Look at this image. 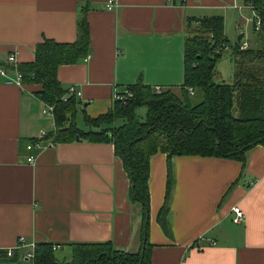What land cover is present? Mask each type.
Segmentation results:
<instances>
[{
	"label": "crops",
	"instance_id": "crops-1",
	"mask_svg": "<svg viewBox=\"0 0 264 264\" xmlns=\"http://www.w3.org/2000/svg\"><path fill=\"white\" fill-rule=\"evenodd\" d=\"M112 1L106 9L108 0H0V64L10 55L17 65L32 62L33 49L43 40L72 43L83 14L88 54L59 66L56 78L65 90L80 93L73 95L78 111L94 119L111 109L115 93L134 84L178 92L187 19L222 17L225 40L228 31L249 22L241 0ZM39 90L35 84L5 83L0 76V250L23 237L69 253L70 243L102 242L135 251L140 215L129 201V180L111 144L79 138L54 143L50 135L51 146L42 140V149L26 150L39 133L55 130L35 96ZM30 153L34 165L26 163ZM170 163L166 236L156 223L166 158L157 152L148 160L150 264H264V146L247 150L241 162L176 156ZM234 206L243 213L239 224L231 220ZM0 264L9 262L0 258Z\"/></svg>",
	"mask_w": 264,
	"mask_h": 264
},
{
	"label": "trees",
	"instance_id": "trees-1",
	"mask_svg": "<svg viewBox=\"0 0 264 264\" xmlns=\"http://www.w3.org/2000/svg\"><path fill=\"white\" fill-rule=\"evenodd\" d=\"M261 20L259 31L252 29V47L244 51L232 48L231 83L213 82V71L221 54L214 50L227 41L223 38L220 16L189 18L183 41V79L178 92L154 89L142 84L127 88L132 97L127 102H113L105 114L91 119L82 116L87 130H79L73 117L79 102L66 96L57 81V68L72 65L88 54L89 38L85 17L76 24L72 43L43 40L33 49L30 63L16 64L23 84H35L40 90L36 98L52 107L55 130L54 143L75 140L108 143L120 159L129 180L128 198L140 215L139 246L135 251L116 250L109 242L70 243L67 261L54 258L52 244L38 243L34 249V264H150L151 245L147 240L149 194L147 189L148 160L159 152L166 158V181L162 204L156 223L169 236L166 215L172 187L170 159L176 156L214 157L243 161L247 150L264 146V0H253ZM7 72L11 65H1ZM188 89L198 92V102L189 100ZM145 108L139 120L135 111ZM116 121L120 125L114 126ZM145 238L142 248V238Z\"/></svg>",
	"mask_w": 264,
	"mask_h": 264
},
{
	"label": "built area",
	"instance_id": "built-area-1",
	"mask_svg": "<svg viewBox=\"0 0 264 264\" xmlns=\"http://www.w3.org/2000/svg\"><path fill=\"white\" fill-rule=\"evenodd\" d=\"M244 4H245L244 7L246 6L247 8L251 9L252 16L248 21H250L252 23L253 31L254 32L259 31V29L261 27V20L257 14L256 9L253 6V0H244ZM112 6H113V1L108 0V2L106 4V9H110ZM226 48H227V46L225 44H223L220 47L216 48L214 50V52L216 54H218L219 51L224 50ZM247 48H248V45L245 42H242L241 44L238 45V50H240V51H244ZM6 62H7V64L12 66V72L9 73L4 69H0V76L4 78L5 83L17 85L20 87L22 85L21 76H20V73H18V71L16 70V64H15V60H14L13 55L7 56ZM160 92H161V90L159 88H154V93L158 94ZM187 92L190 96L193 94L192 89H188ZM69 95H74L76 97H79L80 93L75 91V89L73 87H69L67 89V94L65 97L62 98V101L64 102L66 97ZM131 97H132V94L129 91H125V93H123V94H116L115 93L113 95V102H119V103L124 104ZM42 113L45 116L52 117V107L45 105ZM42 140H47L46 146L52 145V137H49V135L45 132H41V133H39L38 140L36 142L27 144L26 150L29 152L39 150L42 147L41 146ZM35 161H36V157L33 155V153H30L26 157V163H28L29 165H34ZM231 213L233 214V217L231 220L234 224H239L243 221V213L241 212L239 207H237V206L232 207ZM23 248L25 250L23 252L19 253V250H22ZM34 249H35V243L26 242L23 237H19L17 239V243L14 247L5 248V249L0 250V258L7 260L9 262V264H34V262H33V260H34ZM58 249H59V246H57V245L51 246L52 251H56ZM18 255H20V257H21L20 263H18V261L14 260L15 257H17Z\"/></svg>",
	"mask_w": 264,
	"mask_h": 264
},
{
	"label": "rangeland",
	"instance_id": "rangeland-1",
	"mask_svg": "<svg viewBox=\"0 0 264 264\" xmlns=\"http://www.w3.org/2000/svg\"><path fill=\"white\" fill-rule=\"evenodd\" d=\"M244 1V0H241ZM244 5L242 6V11H243V16L246 19H250L252 16L251 13V9L247 8ZM252 28L253 25L252 23L249 21L248 23H246L244 26L241 27V29L234 31V30H230L227 33V48L222 50V54L220 55V58L216 61L215 66H214V71H213V82L215 83H225V84H229L231 83V79H232V72H233V63H232V48L235 46L236 44V39L239 35H243V38L241 39L240 43L245 42L248 45V49L251 48L252 45ZM200 98V95L198 92H194L191 96H189V100L192 103H196L198 102ZM144 113H145V108L144 107H140L135 111V114L137 116V118L139 120H142L144 117ZM73 122L74 125L77 129L79 130H87L86 127L84 126L83 123V119H82V114L77 110L76 113L74 114L73 117ZM121 121H116L114 123V126L120 125ZM133 210H135V208H138L136 205L133 206ZM138 212V209H137ZM69 256L70 253L67 250V248L62 247L60 250H57L54 252V258H56V260L59 261H67L69 260Z\"/></svg>",
	"mask_w": 264,
	"mask_h": 264
},
{
	"label": "water",
	"instance_id": "water-1",
	"mask_svg": "<svg viewBox=\"0 0 264 264\" xmlns=\"http://www.w3.org/2000/svg\"><path fill=\"white\" fill-rule=\"evenodd\" d=\"M240 38H241V35H239V36L237 37V40H239ZM75 141H78V137H77V136H75ZM144 240H145V238L143 237V238H142V248H141L140 253L143 252V243H144Z\"/></svg>",
	"mask_w": 264,
	"mask_h": 264
}]
</instances>
